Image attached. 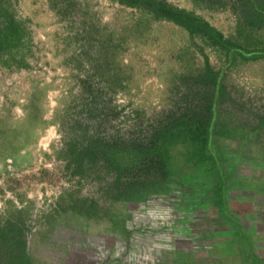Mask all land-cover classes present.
Returning <instances> with one entry per match:
<instances>
[{"label": "rangeland", "instance_id": "1", "mask_svg": "<svg viewBox=\"0 0 264 264\" xmlns=\"http://www.w3.org/2000/svg\"><path fill=\"white\" fill-rule=\"evenodd\" d=\"M163 1L246 51L264 49V26L242 22L232 0ZM205 58L223 74L218 117L238 131L214 138L218 169L190 168L179 148L164 184L150 157L118 178L104 159L114 144L145 145L202 111ZM261 117L264 59L228 62L117 0H0V264L19 261L22 242L30 264H242L245 250L264 259ZM73 148L95 159L82 176Z\"/></svg>", "mask_w": 264, "mask_h": 264}, {"label": "trees", "instance_id": "2", "mask_svg": "<svg viewBox=\"0 0 264 264\" xmlns=\"http://www.w3.org/2000/svg\"><path fill=\"white\" fill-rule=\"evenodd\" d=\"M117 1L128 7L143 6L144 10L153 15L157 20L171 22L187 32L192 39L200 38L205 44L224 53L228 62L234 61L235 59L249 62L264 59V49L246 51L231 41L224 39L220 33L213 30L205 22L184 11L169 7L163 0ZM232 2L233 6L237 5L240 9L239 18H241V20L243 19L242 22H245V24L250 27L264 26V0H232ZM237 7L234 8V11ZM199 76L200 83L204 89L209 88L208 98L203 97L200 99L206 103L204 106L199 107L202 111H197V114L195 113V116L193 115L192 117H186L184 113L181 116H177V118L171 121L167 126L153 130L145 145L143 143H134L130 141L126 143L123 142V147L119 144H114V149L117 150L111 151V153L104 156L108 168L115 164V173L118 178H121V175L125 173L127 175L128 173L132 175L131 169H136L140 160H145L146 157H150L151 160H149L148 167L154 172L152 176L158 178L157 181L159 184H164L169 177L174 176L170 171L167 156L170 151L179 148L184 150L186 163L190 168L195 170L218 169L221 158L215 146L214 138H234L238 134V131L230 129L228 125L218 117L217 106L222 97L226 95L225 89L221 83L223 78L221 71L215 73L210 68L208 60L205 58L203 72ZM191 113L192 111L187 115ZM257 128L264 130V117L259 118ZM255 132L256 131H253V133ZM118 147L121 149H118ZM69 152L70 155L72 154L71 164L74 165L75 176H82L87 169H90L84 167L95 161L93 153L84 149L77 151L73 148V150ZM135 182H131V185H128V187L131 188L132 185L136 184ZM150 184L151 188H155L158 185L157 182H152ZM144 186H146V184H144ZM132 197L133 194L131 192L128 194V198L133 199ZM224 202H226L224 197H220L218 207H222ZM130 235L131 233H129V236ZM237 235L242 236L241 231L237 232ZM3 238L4 236H2V239ZM237 243L242 244L243 247L240 246L242 250L251 249L250 243L246 239L242 242L239 240ZM24 245V242L19 244L21 251H23L19 261L15 264H30V260L25 255ZM245 253H247V255L244 254L247 260L242 261V264H262L263 258L261 260L258 256L253 254L252 251L248 252L245 250Z\"/></svg>", "mask_w": 264, "mask_h": 264}]
</instances>
